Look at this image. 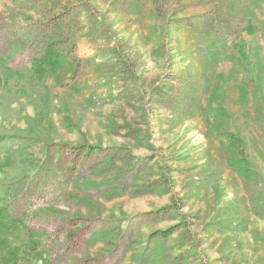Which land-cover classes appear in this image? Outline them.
Wrapping results in <instances>:
<instances>
[{
	"label": "rangeland",
	"instance_id": "374dc122",
	"mask_svg": "<svg viewBox=\"0 0 264 264\" xmlns=\"http://www.w3.org/2000/svg\"><path fill=\"white\" fill-rule=\"evenodd\" d=\"M0 76V264H264V0H0Z\"/></svg>",
	"mask_w": 264,
	"mask_h": 264
},
{
	"label": "trees",
	"instance_id": "16d2710c",
	"mask_svg": "<svg viewBox=\"0 0 264 264\" xmlns=\"http://www.w3.org/2000/svg\"><path fill=\"white\" fill-rule=\"evenodd\" d=\"M7 64V63H5ZM2 67V66H1ZM3 70H5L9 75H12L14 70L10 66L2 67ZM1 77V76H0ZM3 80V77H1ZM0 79V83L3 84ZM7 203H0V248L5 247L4 244V238L2 240V236H18L19 240L24 243V248L27 249L28 243H33L34 241V235L32 232V229L29 227L26 228V232H21L19 233L18 230L19 228H24V226L21 223V220H19V217L16 218L15 216V208H13L14 203L12 201L7 200ZM19 216V215H18ZM23 233V234H22ZM173 234V229L169 228L167 231H163L162 235L163 237L167 238ZM3 252V251H2ZM1 253V251H0Z\"/></svg>",
	"mask_w": 264,
	"mask_h": 264
}]
</instances>
